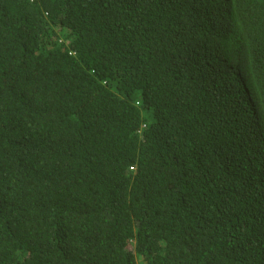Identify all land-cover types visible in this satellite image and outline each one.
<instances>
[{"label": "trees", "instance_id": "obj_1", "mask_svg": "<svg viewBox=\"0 0 264 264\" xmlns=\"http://www.w3.org/2000/svg\"><path fill=\"white\" fill-rule=\"evenodd\" d=\"M0 264H264V0H0Z\"/></svg>", "mask_w": 264, "mask_h": 264}]
</instances>
